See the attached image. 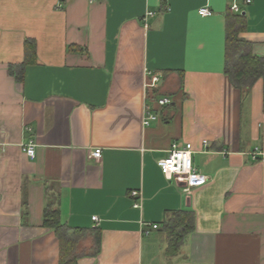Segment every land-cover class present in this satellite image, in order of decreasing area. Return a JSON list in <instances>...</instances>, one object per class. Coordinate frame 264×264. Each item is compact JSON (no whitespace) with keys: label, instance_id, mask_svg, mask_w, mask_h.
<instances>
[{"label":"crops","instance_id":"1","mask_svg":"<svg viewBox=\"0 0 264 264\" xmlns=\"http://www.w3.org/2000/svg\"><path fill=\"white\" fill-rule=\"evenodd\" d=\"M237 2L264 60V0ZM231 3L0 0V264H264V70L244 91L226 73ZM174 143L204 184L162 172ZM180 210L195 227L171 258L162 229Z\"/></svg>","mask_w":264,"mask_h":264},{"label":"trees","instance_id":"2","mask_svg":"<svg viewBox=\"0 0 264 264\" xmlns=\"http://www.w3.org/2000/svg\"><path fill=\"white\" fill-rule=\"evenodd\" d=\"M165 5V4H164ZM233 13V12H232ZM245 27V15L243 13L229 14L226 38V73L230 75L234 85L242 91L251 88L256 80L263 75L264 60L258 58L249 50V42L240 38L239 34ZM28 54H35L34 42H26ZM77 51L78 47H70ZM18 79L23 74L12 70ZM157 89L155 90L156 93ZM44 224L54 226L59 232L65 226L60 224V212L55 202L47 205L44 212ZM195 227V214L192 210H180L171 212L164 222L162 231L167 239V255L178 256L183 242Z\"/></svg>","mask_w":264,"mask_h":264},{"label":"built area","instance_id":"3","mask_svg":"<svg viewBox=\"0 0 264 264\" xmlns=\"http://www.w3.org/2000/svg\"><path fill=\"white\" fill-rule=\"evenodd\" d=\"M252 2V0H245V4L248 5ZM230 10L234 13H241V6L237 2V0H232L230 4ZM200 15L202 16H210L212 11L209 7H202L199 10ZM154 13L149 11L144 17V21L147 22L150 16H153ZM161 81V77L158 74H152L150 80L146 82V88H154L159 85ZM158 103L162 106L170 103L169 98L159 99ZM158 115L151 111L150 107H146L145 117H144V125H149L152 121L157 120ZM24 151L29 157H35L36 149L33 143H30L26 147H24ZM193 154L194 148L192 144L186 143L184 145H179L174 143L169 149L168 155L164 158H161L158 161V166L162 170V172L167 175L169 178H174L177 181H183L186 183V190L190 191L191 187L199 186L204 184L208 177L206 175L200 174L197 172V169L193 165ZM264 155L258 148H256L253 153V157L257 158L259 155ZM90 157L95 158L97 161H100L102 158V149L96 148L94 149ZM131 195L135 198L140 197V192L135 190L131 191ZM135 207H140L139 201H136L134 204ZM94 220H98V217H93ZM153 228H157L158 225H152ZM148 234L149 231H146Z\"/></svg>","mask_w":264,"mask_h":264},{"label":"rangeland","instance_id":"4","mask_svg":"<svg viewBox=\"0 0 264 264\" xmlns=\"http://www.w3.org/2000/svg\"><path fill=\"white\" fill-rule=\"evenodd\" d=\"M145 25H146V23H145ZM193 164H194V161H193Z\"/></svg>","mask_w":264,"mask_h":264}]
</instances>
